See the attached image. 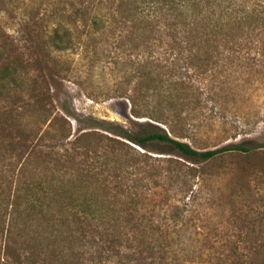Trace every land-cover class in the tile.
<instances>
[{
    "label": "rangeland",
    "instance_id": "1",
    "mask_svg": "<svg viewBox=\"0 0 264 264\" xmlns=\"http://www.w3.org/2000/svg\"><path fill=\"white\" fill-rule=\"evenodd\" d=\"M82 1L0 0V28H5L9 36V52L3 59L19 74L11 83L12 96L3 93L0 97L3 107L13 106L15 117L0 118V126H4L0 148L3 143L8 145L10 140L22 141L24 135L32 147L38 145L44 153L35 156L38 160L33 162L34 165L46 160L43 155L57 146L54 134L61 129L67 134L70 128L69 139L81 132L92 131L112 136L98 125L102 124L105 129L118 125L136 133L148 120L130 115L127 100L120 96L123 89H129L136 82L145 54L142 47L132 48L137 41L119 46L120 38H123L124 31L127 33L132 29L139 34L140 28L134 29L131 23L123 24L118 16L104 26L84 25L82 10L87 9L86 17L89 18L98 5L97 0ZM105 5L101 7L104 9ZM58 22L71 36L69 48L59 51L49 46L47 38V31ZM256 64L263 71L261 74L241 75L240 67L223 61L212 76L198 77L207 92L192 93L201 96L198 110L185 108L182 111L187 115L184 117L189 125L182 141L196 149L216 148L233 141L235 136L238 140L251 138L264 143V62L257 61ZM180 107L178 104L177 108ZM89 138L93 143L97 142L95 137ZM107 145L111 149L109 165L113 164L117 170H110L109 174L105 171L100 176V179L108 176L111 181L108 199L103 197L105 192L102 189L95 188L100 192L95 196L98 199L103 197L98 200L97 214L104 220H111V226L116 228L124 224L126 230H121L123 241L128 238L133 245L148 249L138 252L141 248L138 250L137 247L135 251L138 253L130 255L131 258L146 252L158 255L157 249L163 246V249L160 247L162 253L169 259L201 264L205 258L220 263L234 244L241 246L242 240L247 239L243 225L254 218L252 202L263 193L264 154L252 164L254 182L260 190L256 188L248 193L247 198L246 195L238 198L234 187L236 171L220 167L222 164L208 168L198 179L188 178L187 182L189 170L182 165L186 162L180 157L132 145L134 150L125 149L126 153L120 148L114 151L118 145L105 138L89 151L78 150L81 153L77 154L76 162L84 161L82 167H85ZM162 149L166 148L162 146ZM143 152L145 154H141ZM168 157L181 162L170 163ZM53 162L51 160L48 165V176L55 181L58 171ZM127 162L129 166L125 164ZM14 163L15 157L11 153L0 151L1 210L6 181L15 175L11 171ZM116 173L122 176L119 182L114 180ZM87 183L91 187L98 184L93 177H88ZM195 187L198 197L191 202L194 198L190 189ZM65 201L63 204H68V200ZM183 202L191 204L184 206ZM85 226L87 229L92 227ZM141 229L145 232L140 234ZM14 238L7 220L0 222V264H30L31 260L25 259L23 254L18 256L20 250L16 248L19 245L14 243ZM89 247L87 244L80 248L78 255H81L75 260L71 257L70 264H97L98 259L91 252L84 253ZM31 263L64 264V260L47 249L36 250ZM103 264H120V261Z\"/></svg>",
    "mask_w": 264,
    "mask_h": 264
},
{
    "label": "trees",
    "instance_id": "2",
    "mask_svg": "<svg viewBox=\"0 0 264 264\" xmlns=\"http://www.w3.org/2000/svg\"><path fill=\"white\" fill-rule=\"evenodd\" d=\"M97 5L89 18L86 17L87 9L82 10L84 25L93 23L104 26L118 19V16L123 24L131 23L134 29L137 26L140 28L139 34L133 29L127 33L124 31V34V29L121 31L123 38H120L119 46L137 41L132 48L142 47L145 54L136 82L129 89H123L120 96L127 100L130 115L148 120L140 125L136 133H130L118 125L106 129L102 124L98 125L112 136L92 131L81 132L69 139L70 128L67 134L61 129L54 134L57 146L51 147V151L43 155L46 160L38 161L36 165L33 164L38 160L35 156L44 153L38 145L32 147L24 135L20 142L10 140L8 145L3 143L0 151L4 150L15 157L11 170L15 175L6 181V195L1 196L4 207L0 209V222L7 220L8 227L13 229L14 243L19 245L16 249L20 250L18 256L23 254L25 259L32 262L36 250L42 252L48 249L50 254L63 259L64 264H70L81 255H78L79 249L89 244V249L84 253L91 252L98 259L97 264L119 261L123 264L125 260V264H200L169 259L162 253L163 246L157 249L158 255L146 252L131 258L130 255L148 249L133 245L128 238L123 241L124 233L121 230L124 224L116 228L111 226V220H104L97 214L98 200L109 198L111 181H108V176L101 179L100 176L105 171L109 174L110 170H117L113 164L109 165L110 147L102 148V152L97 153L96 158L85 167H82L84 161L76 162V156L81 153L78 150L89 151L105 138L118 145L114 151L120 148L121 152L126 153L125 149L134 150L132 146H136L146 151L180 157L188 163H181L189 170L187 182L188 178L198 179L206 174L208 168L222 164L220 167L230 172L236 171L234 187L238 198L245 195L247 198L248 193L256 188L260 190L254 182L256 177L252 174V164L264 154V143L251 138L238 140L235 136L233 141L216 148H193L182 141L189 126L185 118L187 115H183L182 111L185 108L189 111L200 108L201 96L192 93L207 90L198 77L204 79L212 76L220 62L240 67L241 75L263 72L257 68L256 62H264V0H97ZM102 5H105L104 9ZM8 37L5 28L1 27L0 97L3 93L12 96L11 83L19 77L17 70L3 59L9 52ZM47 38L49 46L58 51L69 48L71 44L68 30L66 32L59 22L47 31ZM37 102L40 100L37 99ZM178 104L180 108H177ZM8 117L15 118L13 106L9 104L3 107L0 103V118ZM2 127L0 141L4 139ZM30 134L27 133V136ZM91 136L96 138V143L90 140ZM162 146L166 149H162ZM51 157L58 171L55 181L48 176L51 162L48 160ZM167 161L181 162L169 157ZM125 164L129 166L128 162ZM88 177L95 178L98 186L91 187L87 183ZM113 177L115 182L122 179L117 173ZM69 183H72L71 189ZM95 188L105 192L101 193L103 197L100 199L97 197L100 192ZM190 192L193 193V202L199 192L196 187ZM262 192L252 202L254 218L243 225L247 239L242 240L241 246L234 244L221 264H264V188ZM65 200H68L66 205L63 204ZM190 204L183 202L184 206ZM69 205L71 207L67 209ZM84 224L92 227L87 229ZM141 230L140 234L145 232ZM136 248L141 249L136 252ZM207 260L202 259L201 264H220Z\"/></svg>",
    "mask_w": 264,
    "mask_h": 264
}]
</instances>
